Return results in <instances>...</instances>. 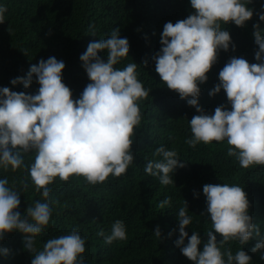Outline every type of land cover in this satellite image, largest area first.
I'll return each mask as SVG.
<instances>
[{
	"label": "clouds",
	"instance_id": "clouds-1",
	"mask_svg": "<svg viewBox=\"0 0 264 264\" xmlns=\"http://www.w3.org/2000/svg\"><path fill=\"white\" fill-rule=\"evenodd\" d=\"M248 3L250 0H190L194 14L164 24L162 47L152 57L155 71L167 88L199 113L189 121L192 135L184 142L195 148L200 143L227 141V156L235 157L244 169L264 166V34L259 24L253 25L258 63L230 58L219 72V83L209 92L215 96L223 89L231 110L220 105L213 115L206 114L197 98L198 85L207 81L206 74L216 63L219 50L227 51L231 44L230 33L221 24L232 22L243 27L253 17ZM6 11V6L0 5V24L5 21ZM259 20L264 21V13L259 14ZM119 32L115 28L106 39L90 42L80 56L91 82L78 99L72 98L69 87L62 82L65 64L55 57L41 59L31 65L26 77L10 81L13 86L23 84L27 89L35 75L39 84L35 94L0 87V167L13 172L26 169L28 176L19 183L26 190L30 177L43 197V202L37 200L21 216L16 211L20 204L18 182L14 180L10 187L7 178L0 179V240L14 230L24 233L25 248L33 254L31 264H85L82 254L86 241L78 229L49 239L42 250L35 246V237L49 225L53 205L59 204L58 200H49V185L57 177L63 182L77 177L95 186L106 182L110 175L119 178L126 174L134 161L132 137L142 120L139 101L149 96L150 89L138 80L136 63L115 67L129 53V41ZM105 50L106 62L98 55ZM30 153L33 159L25 164L24 156ZM154 155L162 159L149 160L145 172L158 177L162 185L173 184L170 173L185 167L179 163L177 152L160 146ZM203 194L211 220L203 250L198 249L199 233L189 237L185 230L192 223L186 201L178 210L176 246L194 264H251V257L241 249L235 254L230 247L222 251L230 241L244 245L253 236L258 242L251 251L264 250V236L248 214L247 193L239 185L224 183L205 184ZM170 201L167 197L158 206L163 209ZM216 234L221 236L219 241ZM97 235L103 236L106 244L123 241L127 239L126 226L116 220L110 234L101 230ZM154 235L161 237L159 226ZM9 251L0 248L5 256ZM260 258L264 260V254Z\"/></svg>",
	"mask_w": 264,
	"mask_h": 264
},
{
	"label": "trees",
	"instance_id": "trees-1",
	"mask_svg": "<svg viewBox=\"0 0 264 264\" xmlns=\"http://www.w3.org/2000/svg\"><path fill=\"white\" fill-rule=\"evenodd\" d=\"M0 5L7 8L5 21L0 24V87L35 94L39 88L35 75L27 89L23 84L13 86L10 81L26 77L31 65L41 59L55 57L65 64L62 82L69 87L72 98L78 99L91 82L80 56L90 42L106 39L112 30L119 28L120 37L129 41V53L115 67L136 63L138 80L150 89L149 96L139 101L142 120L134 130L131 146L134 161L126 174L119 178L110 175L106 182L95 186L83 178L70 177L68 182H63L57 177L49 185L52 189L49 200H58L59 204L53 205L49 225L35 237L37 250H42L49 239L75 228L86 241L82 254L85 264H194L175 244L179 238L178 210L186 201L192 223L185 230L189 237L193 232L199 233L198 249L202 251L208 239L206 232L211 230L203 194L205 184L241 186L250 203L248 214L264 236V166L241 168L235 157L227 156V141L189 147L184 142L192 135L189 121L199 113L186 99L168 89L155 71L152 57L162 47L163 26L194 14L190 0H0ZM247 7L253 10V17L243 27L232 22L221 24L230 33L231 44L227 51L219 50L216 63L206 74L207 81L198 85V104L206 114L213 115L220 105L231 110L223 89L215 96L209 95L230 58L258 63L253 25L259 24L264 34V21L259 20V14L264 13V0H250ZM98 55L107 61L106 50ZM160 146L175 150L179 163L185 165L170 173L174 183L167 186L144 170L149 160L162 159L154 155ZM24 159L29 164L33 156L26 154ZM27 176L24 168L13 172L0 167V179L7 178L10 187L14 180L18 182L20 204L16 211L21 216L37 200L43 202L30 177L26 190L19 183ZM167 197H171L170 204L161 209L158 205ZM116 220L124 222L127 239L106 244L97 233L103 230L105 235L110 234ZM157 226L160 238L154 235ZM216 235L219 241L221 236ZM24 237L17 230L4 235L0 248L10 251L7 256L0 254V264H31L33 254L25 248ZM257 242L255 236L244 245L230 241L222 251L230 247L235 254L241 249L251 257V264H264L260 258L264 250L251 251Z\"/></svg>",
	"mask_w": 264,
	"mask_h": 264
}]
</instances>
